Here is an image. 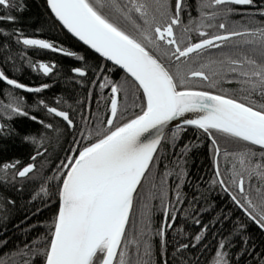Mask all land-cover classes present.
Returning a JSON list of instances; mask_svg holds the SVG:
<instances>
[{
	"label": "trees",
	"instance_id": "1",
	"mask_svg": "<svg viewBox=\"0 0 264 264\" xmlns=\"http://www.w3.org/2000/svg\"><path fill=\"white\" fill-rule=\"evenodd\" d=\"M166 1L174 9L175 0ZM128 2L119 0L122 7ZM205 2L210 3V0H184L181 16L185 23L188 24L194 15H200V10L203 14L213 12L214 7L203 6ZM233 10L207 22L213 25L208 27L209 36L222 31L219 23H225L227 30L264 29V15L261 14L264 13V0H254L245 9ZM7 16L14 19H0V71L25 88H15L0 80V125L3 126L0 129V264H44L54 231L62 180L68 170L63 164L84 147L141 114L146 105L140 89L130 78L61 28L50 14L46 0H12V7L0 6V17ZM198 23L191 28L197 29ZM26 38L45 41L53 48L24 45L22 41ZM199 39L195 36L189 44ZM247 39L254 37L231 40L228 48L211 51L208 61L222 60L224 53L237 48L240 55L234 58L243 59V54L251 47L242 44ZM42 64L52 70L45 74L40 68ZM114 85L119 89L118 114L116 122L109 126ZM37 88L41 90H26ZM180 89L223 94L256 108L264 105V97L248 96L231 74L214 87L210 81L197 80L188 81ZM124 101L129 108L121 105ZM13 107H19L28 115H17L11 111ZM49 107L67 112L72 125L50 113ZM49 124L51 127H47ZM182 129L165 136L135 195L122 246L130 240L132 227L137 229L135 235L139 234L143 197L149 196L151 207L154 199H159L162 210L169 205L167 223L171 225L163 227L164 216L152 208L144 226L152 237L138 238L144 239L150 255L134 254L130 257L133 263L214 264L217 253L223 251L228 264H264V233L222 188L215 171V146L211 138L196 128ZM211 131L220 148L218 167L225 187L248 212L252 209L248 208L245 195L259 210L264 203V178L259 173L264 172V167L257 169L256 164L264 165L262 150ZM249 150L256 156L251 161L245 158L242 167L240 154ZM28 164L34 165L33 171L25 177L18 176V171ZM5 165L15 167L5 168ZM235 172L243 174L244 194L231 189ZM122 246L120 251H123Z\"/></svg>",
	"mask_w": 264,
	"mask_h": 264
},
{
	"label": "snow or ice",
	"instance_id": "2",
	"mask_svg": "<svg viewBox=\"0 0 264 264\" xmlns=\"http://www.w3.org/2000/svg\"><path fill=\"white\" fill-rule=\"evenodd\" d=\"M47 2L55 16L71 33L101 56L125 69L138 82L146 98V107L141 114L84 147L77 156L63 164L68 170L64 174L59 192L60 207L46 252L45 264H131L125 253L120 251L121 242L125 238L126 225L129 223L133 194L153 162L162 139L160 130L165 125L183 118L178 125L181 129L182 125L202 129L211 138L217 156L220 148L211 130L257 145L262 150L261 156H264V105L256 108L252 104L238 102L235 98L209 91L178 90L190 77L210 81L214 87L217 82L231 74L232 79L241 85V90L248 96L259 94L264 97V30H258L257 37V31L242 32L234 28L227 30L225 23H219V29L226 30L225 34L181 47L184 37L181 34L177 39L174 26L180 24L184 0H175L172 15L169 14L166 0H129L128 5L124 7L119 0H103V3L101 0ZM253 3L254 0H210V3L203 6H225L211 14L216 17L232 13L234 10L227 7L229 4ZM0 6L12 7V0H0ZM0 19L11 20L14 17ZM138 20L142 21V24L138 23ZM208 27L213 25L209 24ZM199 34L208 36V33L203 31ZM245 35L254 39L242 41V44L251 46L243 54V59L234 58L240 55L237 48L236 51L224 53V59L201 63L199 68L192 67L195 60L192 63H175L181 61L182 57L199 53L202 49L220 48L221 43L217 42H228L232 37ZM22 42L24 45L44 49L53 48L52 44L37 39L26 38ZM160 42L171 47H164ZM40 68L45 74L52 70L43 64ZM76 71L80 72L79 69ZM0 80L15 88H25L24 85L9 79L2 71ZM26 90L39 92L41 89ZM111 91L112 118L107 121L109 126L117 115L116 94L119 89L114 85ZM47 110L72 125L73 121L67 112L58 111L54 107ZM11 111L17 115H28L19 107H13ZM189 113L197 115L186 116ZM32 119L35 120L36 117ZM2 127L0 125V129ZM153 129L157 130V134L149 139L145 134ZM255 156L256 153L251 150L241 153L240 165L244 166L245 158L251 161ZM32 159L34 160L35 156ZM7 167L15 165H5V168ZM262 167L264 165L256 164L257 169ZM33 169L34 165L28 164L19 170L17 175L25 177ZM216 175H221L219 167ZM259 175L264 178V172ZM220 183L224 184L225 181L221 179ZM232 183L241 194L245 193L241 172L234 173ZM232 199L244 207L235 195ZM244 200L248 208L252 209L248 212L249 216L264 228V203H261L257 210V205L248 195L244 196ZM196 239L199 240L200 237L197 236ZM220 247L223 249V244ZM145 254L150 255L148 247L145 248ZM216 264H228L226 253H217Z\"/></svg>",
	"mask_w": 264,
	"mask_h": 264
},
{
	"label": "flooded vegetation",
	"instance_id": "3",
	"mask_svg": "<svg viewBox=\"0 0 264 264\" xmlns=\"http://www.w3.org/2000/svg\"><path fill=\"white\" fill-rule=\"evenodd\" d=\"M167 2V1H166ZM168 4V2H167ZM169 6V14L172 15L174 13V9H172V6L171 4H168ZM249 5H234V4H229L227 5L228 8H231V9H236L235 11L237 10H242V9H245L247 8ZM225 6L223 5H220V6H214V8L212 9L213 12L215 11H218L219 9H222L224 8ZM211 11V12H212ZM212 12V13H213ZM212 13H207V15L205 14H200L198 16H193L190 20V22L187 24L185 23L184 21V17L181 16V13H180V24L179 25H176L174 26V31L175 33L177 34V39H179V37L181 36V34L183 35L184 37V44L181 45V47H183L185 44H189V41H192L194 39L195 36L199 37L200 39L194 43H197L205 38H210L211 36H209V29H208V25H207V22H210L211 20H213L215 17H212L211 14ZM196 14V13H195ZM133 15L135 16L136 14L133 13ZM197 21L199 22L198 23V28L193 30L191 28V26H193V24H196ZM138 23H141L142 24V21H139L138 20ZM185 29H187V31H185ZM222 30V29H221ZM264 30V29H263ZM203 31V32H206L208 33V36L205 37V36H201L199 33ZM251 31H255V30H242V32H251ZM226 33V30H222L221 32L217 33V34H214L212 36H215V35H220V34H225ZM257 35H259V31H257ZM245 36H248V35H245ZM245 36H238V37H232L231 40L233 39H237V38H242V37H245ZM230 40V41H231ZM228 41V42H230ZM228 42H217V43H221V47L220 48H209V49H202L200 50L199 53H192L190 54V57H182L181 58V61H176L175 63H181V62H184V63H192L193 60H195L196 62L195 63H192V67L194 68H199V65L201 63H208L210 57L211 56V51H214V50H222V49H225V48H228L227 47V43ZM161 44H163V42H160ZM191 44V43H190ZM164 47H171V46H168L166 44H163ZM166 64L168 63V61L165 59L164 61ZM174 70V69H173ZM197 80H201L203 82H208V81H204L200 78H196V77H190L188 79V81H197ZM182 87V86H181ZM180 87V88H181ZM179 88V89H180ZM205 91V90H204ZM164 232V231H163ZM121 250V248H120Z\"/></svg>",
	"mask_w": 264,
	"mask_h": 264
},
{
	"label": "water",
	"instance_id": "4",
	"mask_svg": "<svg viewBox=\"0 0 264 264\" xmlns=\"http://www.w3.org/2000/svg\"><path fill=\"white\" fill-rule=\"evenodd\" d=\"M46 5H47V8H48V10H49V12H50V14L52 15V17L57 21V23L61 26V28L67 33V34H69L74 40H76L79 44H81L83 47H85L87 50H89L90 52H92L93 54H95L96 56H98L99 58H101L103 61H105L106 63H108V64H110V65H113V66H115L117 69H119L122 73H124L128 78H130L137 86H138V88H139V85H138V82H136L135 80H134V78L133 77H131V75L125 70V69H123V68H121L119 65H116L113 61H110V60H108L106 57H103V56H101L99 53H97L96 51H95V49H93V48H91V46L90 45H87V44H85L82 40H80L79 39V37H77V36H75L73 33H71L64 25H63V23L55 16V13L54 12H52V10H51V8H50V6H49V4H48V2H47V0H46ZM140 89V91H141V93H142V95H143V97H144V100H145V105H146V98H145V96H144V94H143V90L141 89V88H139ZM178 90H191V91H204V90H198V89H178ZM211 93H213V92H211ZM213 94H216V93H213ZM116 99H117V103L119 102V94L117 93L116 94ZM239 102V101H238ZM110 107H111V104H110ZM195 115H197V114H194V113H189V114H186V116H188V117H194ZM110 118H112L111 117V113H110ZM109 118V119H110ZM183 118H179V119H176V120H173V121H170L167 125H165L160 131H161V133H162V139H161V143L158 145V148H157V151H156V153L154 154V157H153V160H154V158H155V156H156V154H157V152H158V150H159V148H160V146H161V144H162V142H163V140H164V138H165V136L169 133V132H171V131H173V130H175V129H178V128H181V127H178V125H180L181 124V120H182ZM114 120H115V118L113 119V122H114ZM113 124V123H112ZM182 127H190V128H196V129H199V128H197V127H195V126H191V125H182ZM199 130H202V129H199ZM203 131V130H202ZM215 131V130H214ZM157 134V130H155V129H153V130H150V132L149 133H146L145 134V136L146 137H148L149 139H151L152 137H154L155 135ZM142 139H143V137H142ZM246 143H248V142H246ZM248 144H250V143H248ZM252 145V144H251ZM253 146H255V147H257V148H259V146H257V145H253ZM217 158H218V156L216 155V157H215V171L217 172V167H218V164H217ZM153 163V162H152ZM152 163L150 164V166H149V169H150V167H151V165H152ZM149 171V170H148ZM147 171V172H148ZM147 172L145 173V176H146V174H147ZM145 176L142 178V180H141V183L143 182V180H144V178H145ZM222 178H221V176H219L218 177V180H219V182H220V180H221ZM221 184V183H220ZM141 185V184H140ZM140 185H138V187H137V191H138V189H139V187H140ZM221 186H222V188L225 190V192H227L231 197L233 196L229 191H228V189L225 187V185L224 184H221ZM61 188H62V185H61ZM227 189V190H226ZM137 191L133 194V203H132V209H131V211H130V215H129V220H130V217H131V213H132V210H133V204H134V199H135V195H136V193H137ZM235 203H236V201H234ZM236 205L239 207V209L264 233V228H262L261 226H260V224H258L255 220H253L250 216H249V214H248V211H246L245 210V208L244 207H241L240 206V204H237L236 203ZM59 207H60V197H59V205H58V211H57V215H58V212H59ZM129 224V223H128ZM128 224L126 225V229H125V233H126V230H127V227H128ZM124 240V239H123ZM123 240H122V242H121V246H122V243H123ZM45 262H46V260H45ZM45 264V263H44Z\"/></svg>",
	"mask_w": 264,
	"mask_h": 264
},
{
	"label": "rangeland",
	"instance_id": "5",
	"mask_svg": "<svg viewBox=\"0 0 264 264\" xmlns=\"http://www.w3.org/2000/svg\"><path fill=\"white\" fill-rule=\"evenodd\" d=\"M205 4H207V2H205ZM200 11H201V14H202V10H200ZM184 85H182V86H184ZM111 93H112V91H111ZM125 96H127V95L125 94ZM112 98H113V93H112ZM127 98H128V96H127ZM128 100H129V98H128ZM126 101H124L123 104H121L122 106H124V108H127L129 106L128 103L126 105ZM118 105H119V102H118ZM117 114H118V110H117ZM116 119H117V115L115 117V120H114L113 124L116 122ZM214 155H215L214 157H216V153ZM219 157H220V153H219L218 158H217V164H218V161H219ZM214 164H215V158H214ZM234 185L235 184L231 185L232 186V188H231L232 191L233 192L234 191H239V189L236 187V185L235 186ZM230 193L232 194L231 191H230ZM150 199L151 198L149 196L148 197H143V200L144 201H143L142 209L140 211V217H141L140 218V221H141L140 224L142 226L141 229L145 226L146 220H147V218H148V216H149L150 211L152 210V208L157 209V212L158 213L159 212L162 213V215L164 216V222H163L164 225H163V227H165V226L166 227L167 226L169 227L171 225V223H169V222L167 223L168 216H169V210H170L169 209L170 208L169 205H167V207H166L165 210H162L163 208H161L160 205H159V203H158V200L159 199H154L153 200V207H151V205H150ZM132 228L130 229V232H129V238H130V240L128 242H125V244H123V246H122L123 247V252L125 253V256L127 257L128 260H131L130 257L133 256L134 254H137V255L145 254V248L146 247L144 245L145 244L144 239L149 238V237H152V233L150 234V232H149L150 230L146 229V227H144V229L142 231H141V229H139V234L138 235H135V232H136L137 229H135V228L132 229ZM163 230H162V233H161L162 234V237L164 236ZM140 236H142L144 238V239H142L143 242H141L142 240L138 239V238H140ZM133 261L134 260H131V264H135V263H133ZM137 264H138V262H137ZM214 264H216V260H215Z\"/></svg>",
	"mask_w": 264,
	"mask_h": 264
}]
</instances>
